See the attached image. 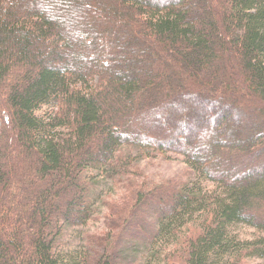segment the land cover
Masks as SVG:
<instances>
[{"label":"trees","instance_id":"trees-1","mask_svg":"<svg viewBox=\"0 0 264 264\" xmlns=\"http://www.w3.org/2000/svg\"><path fill=\"white\" fill-rule=\"evenodd\" d=\"M0 112V264L264 261V0H0Z\"/></svg>","mask_w":264,"mask_h":264},{"label":"rangeland","instance_id":"rangeland-1","mask_svg":"<svg viewBox=\"0 0 264 264\" xmlns=\"http://www.w3.org/2000/svg\"><path fill=\"white\" fill-rule=\"evenodd\" d=\"M47 107L44 108L46 110ZM7 114L0 112V127L5 121ZM131 153L138 158L139 162V175L141 178H145L150 183H164L168 179H176L180 181L193 182L196 179L195 176L190 175V169L185 159L182 156L169 154L166 157L156 155L155 157H143L137 150H131ZM175 181V180H174ZM200 186L212 190L215 186L208 181H201ZM114 185L112 180L104 177H96L95 184L93 185V203H94V218L86 225L76 228H68L64 242L71 248H75L81 241V236L86 231H95L101 225V220L98 218L103 212L104 207L101 204L102 197H105L108 193H114ZM118 188L113 196H116ZM239 231L245 238H254L259 233L257 229L247 226H241ZM244 264H264L262 259L246 260Z\"/></svg>","mask_w":264,"mask_h":264}]
</instances>
